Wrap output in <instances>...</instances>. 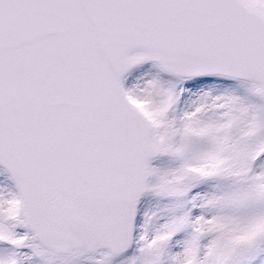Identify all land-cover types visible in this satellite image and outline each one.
Segmentation results:
<instances>
[{"label": "snow or ice", "instance_id": "6c2138e0", "mask_svg": "<svg viewBox=\"0 0 264 264\" xmlns=\"http://www.w3.org/2000/svg\"><path fill=\"white\" fill-rule=\"evenodd\" d=\"M0 264H264V0H0Z\"/></svg>", "mask_w": 264, "mask_h": 264}]
</instances>
